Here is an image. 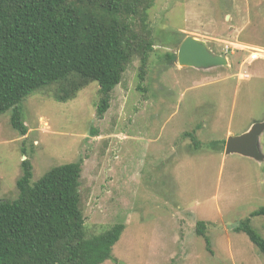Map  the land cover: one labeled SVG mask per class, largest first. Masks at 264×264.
<instances>
[{"label":"rangeland","instance_id":"374dc122","mask_svg":"<svg viewBox=\"0 0 264 264\" xmlns=\"http://www.w3.org/2000/svg\"><path fill=\"white\" fill-rule=\"evenodd\" d=\"M149 22L155 46L145 80L135 56L102 117L97 82L78 91L48 86L25 99L26 136L12 128V111L0 116V201L17 199L23 160L33 164V182L80 163L88 235L125 226L104 264H264L235 231L251 219L264 238V216L251 218L264 208V161L210 147L264 122V59L249 61L251 50H264V0H155ZM189 36L228 65L171 63L167 54ZM198 222L207 224L209 246Z\"/></svg>","mask_w":264,"mask_h":264},{"label":"trees","instance_id":"16d2710c","mask_svg":"<svg viewBox=\"0 0 264 264\" xmlns=\"http://www.w3.org/2000/svg\"><path fill=\"white\" fill-rule=\"evenodd\" d=\"M154 1L0 0V116L12 111V128L26 136L21 109L25 99L48 86L78 91L97 82L102 117L135 56L141 60L140 80H145L155 46L149 22ZM166 57L171 63L178 60L175 53ZM196 133L185 136L198 148ZM225 144L212 142L210 147L222 151ZM21 167L17 199L0 201V264L110 260L125 226L116 224L102 234L88 235L81 210L82 165L54 167L36 182L31 161L23 160ZM259 216H264V208L251 218ZM235 231L246 234L264 255V238L251 227V219ZM196 232L209 246L207 224L198 222Z\"/></svg>","mask_w":264,"mask_h":264},{"label":"water","instance_id":"95a60500","mask_svg":"<svg viewBox=\"0 0 264 264\" xmlns=\"http://www.w3.org/2000/svg\"><path fill=\"white\" fill-rule=\"evenodd\" d=\"M178 63L184 68L210 70L225 67L228 59L215 54L205 41L187 37L178 50ZM264 133V122L254 124L240 136H230L225 145V155H240L259 163L264 161L261 149V136Z\"/></svg>","mask_w":264,"mask_h":264},{"label":"built area","instance_id":"2783aa9c","mask_svg":"<svg viewBox=\"0 0 264 264\" xmlns=\"http://www.w3.org/2000/svg\"><path fill=\"white\" fill-rule=\"evenodd\" d=\"M264 50L261 49H253L251 50V52L249 53V61L251 63L259 61L264 59Z\"/></svg>","mask_w":264,"mask_h":264}]
</instances>
